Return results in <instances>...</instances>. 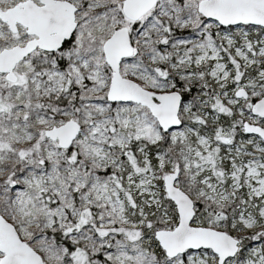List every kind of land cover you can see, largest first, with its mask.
I'll use <instances>...</instances> for the list:
<instances>
[{
    "label": "snow or ice",
    "instance_id": "obj_1",
    "mask_svg": "<svg viewBox=\"0 0 264 264\" xmlns=\"http://www.w3.org/2000/svg\"><path fill=\"white\" fill-rule=\"evenodd\" d=\"M0 264H264V0H0Z\"/></svg>",
    "mask_w": 264,
    "mask_h": 264
}]
</instances>
